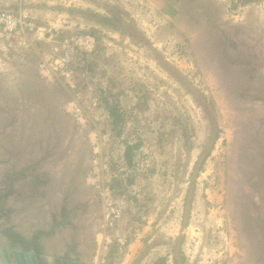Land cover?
Masks as SVG:
<instances>
[{
    "label": "rangeland",
    "instance_id": "obj_1",
    "mask_svg": "<svg viewBox=\"0 0 264 264\" xmlns=\"http://www.w3.org/2000/svg\"><path fill=\"white\" fill-rule=\"evenodd\" d=\"M1 11L22 19L0 37V264H264V0Z\"/></svg>",
    "mask_w": 264,
    "mask_h": 264
},
{
    "label": "built area",
    "instance_id": "obj_2",
    "mask_svg": "<svg viewBox=\"0 0 264 264\" xmlns=\"http://www.w3.org/2000/svg\"><path fill=\"white\" fill-rule=\"evenodd\" d=\"M21 16H15L9 13L8 11L0 12V37H3L7 33L14 32L17 27L21 26ZM29 31H32V28H29ZM17 33V32H15ZM75 42L74 50H78L82 53L91 52L94 47V40L90 36H81L79 38H75L72 40ZM71 53V52H70ZM70 62L69 54H62L59 56L54 62L60 67H67ZM102 197V203L104 207V220L103 227L104 229H109L112 233L117 237V241L120 245H123V242L119 240V230H118V222L121 217V211L124 209L123 201L121 199H117L113 196V190L108 186L102 187L100 191ZM104 249L106 247L104 246Z\"/></svg>",
    "mask_w": 264,
    "mask_h": 264
},
{
    "label": "trees",
    "instance_id": "obj_3",
    "mask_svg": "<svg viewBox=\"0 0 264 264\" xmlns=\"http://www.w3.org/2000/svg\"><path fill=\"white\" fill-rule=\"evenodd\" d=\"M107 108H108V115L111 118V125L115 128V127H117L118 124H120V121H121L120 114L118 113L117 109L114 106H111V107L109 106ZM136 148H137V146L126 145V147L124 149V159L128 165L131 164L132 150L136 149ZM209 153H210V150L208 149V150H206V152H204L203 154H201L199 156V161L197 162V169H199L202 166L205 158L209 155ZM2 200H3V198H1L0 204L2 203ZM185 214L187 215V210H185ZM183 225H185V221H184ZM165 261H166V259L161 257V258H159L158 262L155 264H163V263H165ZM174 264H176L175 261H174Z\"/></svg>",
    "mask_w": 264,
    "mask_h": 264
},
{
    "label": "water",
    "instance_id": "obj_4",
    "mask_svg": "<svg viewBox=\"0 0 264 264\" xmlns=\"http://www.w3.org/2000/svg\"><path fill=\"white\" fill-rule=\"evenodd\" d=\"M9 255H13V253H9ZM15 255H16V262H17V264H19V263H18V262H19V261H18V255H17V254H15ZM19 255H20V254H19ZM21 256H26V260H27V262H28V261L31 262V261H34V260H35V259L33 258V256L28 255V254H25V255H24V254L22 253ZM2 264H4V263H2ZM8 264H10V263H8Z\"/></svg>",
    "mask_w": 264,
    "mask_h": 264
}]
</instances>
